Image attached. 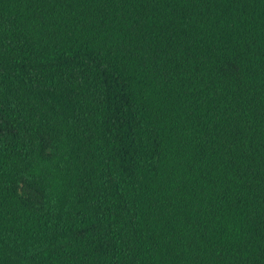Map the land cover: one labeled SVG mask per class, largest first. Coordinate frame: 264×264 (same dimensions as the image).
Here are the masks:
<instances>
[{"label": "trees", "instance_id": "1", "mask_svg": "<svg viewBox=\"0 0 264 264\" xmlns=\"http://www.w3.org/2000/svg\"><path fill=\"white\" fill-rule=\"evenodd\" d=\"M0 83V264H264V0H0Z\"/></svg>", "mask_w": 264, "mask_h": 264}, {"label": "rangeland", "instance_id": "2", "mask_svg": "<svg viewBox=\"0 0 264 264\" xmlns=\"http://www.w3.org/2000/svg\"><path fill=\"white\" fill-rule=\"evenodd\" d=\"M0 94L1 96L8 98L11 101H16V98L12 96L8 88H6L4 85L0 83ZM61 196V195H60Z\"/></svg>", "mask_w": 264, "mask_h": 264}]
</instances>
